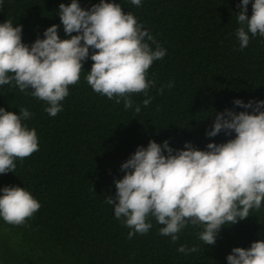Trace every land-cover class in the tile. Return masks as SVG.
<instances>
[{
  "label": "trees",
  "instance_id": "16d2710c",
  "mask_svg": "<svg viewBox=\"0 0 264 264\" xmlns=\"http://www.w3.org/2000/svg\"><path fill=\"white\" fill-rule=\"evenodd\" d=\"M99 2L78 0L84 9ZM113 2L131 12L166 49L164 58L153 61L146 73L154 85L147 96L131 94V108L124 107L123 98L117 104L116 97L109 99L91 88L86 80L90 58L54 117L31 89L21 92L14 81L0 85V107L17 115L23 108L32 113L22 124L35 129L39 146L23 160H14L15 172L0 174V195L5 186L24 187L41 205L21 225L0 217V264H228L226 257L234 247L264 240V203L246 219L223 225L215 244L205 245L198 237L204 225L188 222L173 242L160 234L163 225L152 215L146 218L149 231L130 239L133 229L123 217L117 219L113 205L105 201L115 197V180L125 175L121 165L151 140H167L174 150L186 142L207 150L210 142L234 138V132L215 137L206 132L225 109L252 111L235 105L236 99L253 105L264 100V36L249 33L248 46L240 48L236 32L241 0H141L139 7L130 0ZM60 3L71 0H0V24L22 25V42L29 46L44 38L53 24L61 39L70 38L60 21ZM253 3L249 0V17ZM149 97L145 107L143 100ZM181 245L198 251L181 253Z\"/></svg>",
  "mask_w": 264,
  "mask_h": 264
},
{
  "label": "clouds",
  "instance_id": "9594fccd",
  "mask_svg": "<svg viewBox=\"0 0 264 264\" xmlns=\"http://www.w3.org/2000/svg\"><path fill=\"white\" fill-rule=\"evenodd\" d=\"M130 2L141 6V0ZM248 4L249 0H241L238 5L241 27L236 35L241 49L248 46L249 33L264 36V0H254L251 17ZM58 14L70 38L61 39L58 25L53 24L45 29L44 38L38 37L31 46L22 42V25L13 26L11 21L0 24V85L14 81L21 92L31 89L32 96L47 102L45 111L54 117L62 111L60 102L69 95V85L79 81L83 62L90 58L93 64L86 80L95 92L109 99L116 97L117 104L123 98L126 109L133 106L131 94L147 96L155 82L147 80L146 73L153 61L164 58L166 49L131 12L125 13L113 0H100L89 9L71 0L59 4ZM163 90L161 87L159 92ZM150 103L151 97L143 100L145 107ZM234 104L252 111L225 109L216 114L206 132L209 137L234 132L227 142H210L207 150L186 142L183 149L174 150L167 140L163 144L151 140L121 165L125 175L115 180V197L107 196L105 202L113 205L117 219L123 217L125 225L133 229L128 233L130 239L149 231L151 224L146 218L152 215L163 225L160 234L170 236L173 242L191 222L204 225L198 237L205 245H213L223 225L235 224L246 219L250 210L261 208L264 100L253 105L236 99ZM135 112H140L139 105ZM31 115L27 108L19 109L17 115L0 107V174L15 172V159L23 160L39 150L35 129L22 124V119ZM40 207L24 187H3L0 217L6 223L21 225ZM177 250L186 254L198 251L185 245ZM226 259L228 264H264V240L253 241L248 248L234 247Z\"/></svg>",
  "mask_w": 264,
  "mask_h": 264
}]
</instances>
